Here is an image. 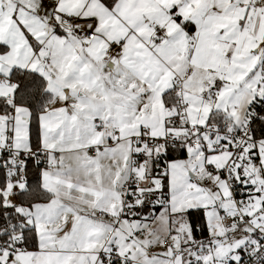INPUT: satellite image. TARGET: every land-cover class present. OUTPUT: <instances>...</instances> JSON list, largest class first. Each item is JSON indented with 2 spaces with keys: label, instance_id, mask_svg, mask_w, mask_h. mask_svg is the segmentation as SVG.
Returning <instances> with one entry per match:
<instances>
[{
  "label": "snow or ice",
  "instance_id": "6c2138e0",
  "mask_svg": "<svg viewBox=\"0 0 264 264\" xmlns=\"http://www.w3.org/2000/svg\"><path fill=\"white\" fill-rule=\"evenodd\" d=\"M0 264H264V0H0Z\"/></svg>",
  "mask_w": 264,
  "mask_h": 264
}]
</instances>
